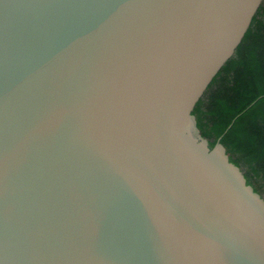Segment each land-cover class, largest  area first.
Instances as JSON below:
<instances>
[{"label": "water", "instance_id": "1", "mask_svg": "<svg viewBox=\"0 0 264 264\" xmlns=\"http://www.w3.org/2000/svg\"><path fill=\"white\" fill-rule=\"evenodd\" d=\"M262 2L0 0V264H264L193 115Z\"/></svg>", "mask_w": 264, "mask_h": 264}, {"label": "trees", "instance_id": "2", "mask_svg": "<svg viewBox=\"0 0 264 264\" xmlns=\"http://www.w3.org/2000/svg\"><path fill=\"white\" fill-rule=\"evenodd\" d=\"M193 115L210 147L220 139L230 160L264 199V0Z\"/></svg>", "mask_w": 264, "mask_h": 264}]
</instances>
